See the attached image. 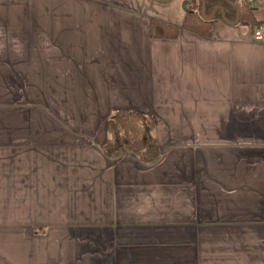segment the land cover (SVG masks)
<instances>
[{
	"label": "crops",
	"instance_id": "crops-1",
	"mask_svg": "<svg viewBox=\"0 0 264 264\" xmlns=\"http://www.w3.org/2000/svg\"><path fill=\"white\" fill-rule=\"evenodd\" d=\"M180 1L0 0V264H264V0L209 34ZM117 108L153 115L155 163L104 154Z\"/></svg>",
	"mask_w": 264,
	"mask_h": 264
},
{
	"label": "trees",
	"instance_id": "trees-1",
	"mask_svg": "<svg viewBox=\"0 0 264 264\" xmlns=\"http://www.w3.org/2000/svg\"><path fill=\"white\" fill-rule=\"evenodd\" d=\"M194 1V0H193ZM191 3L183 20L182 27L191 31L210 33V14L218 5H222L226 15L236 11L232 3L239 9V22L255 25L252 14L253 5L248 0H204L205 14H202V0ZM221 17L220 11L214 13V18ZM153 37H172L177 29L160 22L151 21ZM154 117L133 108H117L112 111L106 121L107 138L101 146L108 158H115L124 152L129 153L144 164H153L160 157V150L154 136Z\"/></svg>",
	"mask_w": 264,
	"mask_h": 264
},
{
	"label": "rangeland",
	"instance_id": "rangeland-1",
	"mask_svg": "<svg viewBox=\"0 0 264 264\" xmlns=\"http://www.w3.org/2000/svg\"><path fill=\"white\" fill-rule=\"evenodd\" d=\"M173 1H175V0H169V1L166 0L165 4H170ZM184 1L185 0L180 1L181 7H182ZM3 6H4V4H3ZM20 8H24V5L20 4V6H17L16 8L9 6V5L5 6V7H0V44L1 45L5 46L9 42H12V36L11 35L17 34L19 36V33L22 32L21 30H23V28L19 27L18 25L16 26V29L9 27L10 23H11V18H13V14L17 11H20ZM20 42H21V40L18 39V43H20ZM25 42H24V44H25ZM21 53H23V52H21ZM48 53H52V54H49L50 59L56 58V50H55V52L52 51V52H48ZM8 54H9L8 51L7 52L0 51L1 57L7 58ZM14 54H15V52H14ZM34 54H35V51H34ZM34 58H35V55H34ZM36 69H37V67H34V73H35ZM35 80H37L36 77H34V84H33V105H34V107L40 108L39 105L41 103V99H40V93H39V82H36Z\"/></svg>",
	"mask_w": 264,
	"mask_h": 264
},
{
	"label": "built area",
	"instance_id": "built-area-1",
	"mask_svg": "<svg viewBox=\"0 0 264 264\" xmlns=\"http://www.w3.org/2000/svg\"><path fill=\"white\" fill-rule=\"evenodd\" d=\"M251 5H253L254 0H248ZM252 38L254 40H264V25L256 26L252 30Z\"/></svg>",
	"mask_w": 264,
	"mask_h": 264
},
{
	"label": "water",
	"instance_id": "water-1",
	"mask_svg": "<svg viewBox=\"0 0 264 264\" xmlns=\"http://www.w3.org/2000/svg\"><path fill=\"white\" fill-rule=\"evenodd\" d=\"M186 2H188V3H190V1H186ZM202 13L204 14L205 13V4H204V0H202ZM217 8H219L220 10H222V7H216L215 9H214V11H216L217 10ZM222 16H223V19L226 21V22H229L225 17H224V14L222 13ZM209 17H211L212 18V14L209 16ZM238 17H239V11H238V9H237V19H236V21L238 20ZM232 23V22H231Z\"/></svg>",
	"mask_w": 264,
	"mask_h": 264
}]
</instances>
